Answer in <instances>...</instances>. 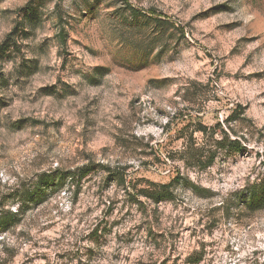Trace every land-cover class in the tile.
Returning <instances> with one entry per match:
<instances>
[{"label": "rangeland", "instance_id": "1", "mask_svg": "<svg viewBox=\"0 0 264 264\" xmlns=\"http://www.w3.org/2000/svg\"><path fill=\"white\" fill-rule=\"evenodd\" d=\"M13 29L0 211L28 206L0 264H264V208L240 201L264 178V0H0Z\"/></svg>", "mask_w": 264, "mask_h": 264}, {"label": "trees", "instance_id": "2", "mask_svg": "<svg viewBox=\"0 0 264 264\" xmlns=\"http://www.w3.org/2000/svg\"><path fill=\"white\" fill-rule=\"evenodd\" d=\"M25 14L27 17L32 16L33 8L31 7V1L24 7ZM63 38V33H59ZM14 29L7 33L5 39L0 44V53H4L7 50V47L10 43V40H13ZM220 140L219 144H222ZM199 161V159H196ZM196 164V163H195ZM92 166H84L78 169L79 179L87 175L91 170ZM73 177V172L63 171V170H53L50 172H43L37 176V179L31 189H28L23 194L22 198H25L27 201H32L35 203H40L46 200V198L53 193L55 190L59 189L68 177ZM170 183L169 184H158L153 183L151 189L143 190L142 193L152 202L158 203L162 200H166L171 197L172 193L170 192ZM240 201L243 204L245 209L251 211H256L264 208V178L259 181L252 183L251 185L244 188L240 191ZM23 206L14 210H1L0 211V232L9 229L10 227L16 225L21 218V215L24 213L28 205ZM192 260V261H191ZM189 260L190 262L197 263L198 258Z\"/></svg>", "mask_w": 264, "mask_h": 264}]
</instances>
